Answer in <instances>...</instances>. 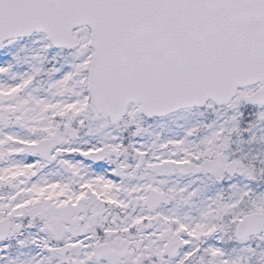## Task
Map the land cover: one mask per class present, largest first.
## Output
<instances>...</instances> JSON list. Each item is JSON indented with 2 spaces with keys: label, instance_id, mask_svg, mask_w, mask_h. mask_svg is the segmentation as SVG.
Masks as SVG:
<instances>
[{
  "label": "snow or ice",
  "instance_id": "snow-or-ice-1",
  "mask_svg": "<svg viewBox=\"0 0 264 264\" xmlns=\"http://www.w3.org/2000/svg\"><path fill=\"white\" fill-rule=\"evenodd\" d=\"M0 264H264V0H0Z\"/></svg>",
  "mask_w": 264,
  "mask_h": 264
}]
</instances>
